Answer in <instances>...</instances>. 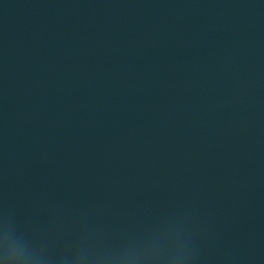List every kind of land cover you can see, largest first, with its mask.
Here are the masks:
<instances>
[{
  "label": "water",
  "instance_id": "95a60500",
  "mask_svg": "<svg viewBox=\"0 0 264 264\" xmlns=\"http://www.w3.org/2000/svg\"><path fill=\"white\" fill-rule=\"evenodd\" d=\"M0 264H264V0H0Z\"/></svg>",
  "mask_w": 264,
  "mask_h": 264
}]
</instances>
